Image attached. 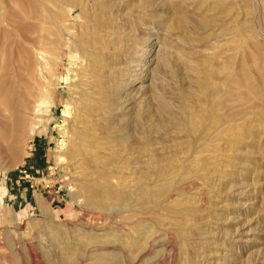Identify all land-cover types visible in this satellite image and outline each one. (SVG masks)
Returning a JSON list of instances; mask_svg holds the SVG:
<instances>
[{
  "label": "rangeland",
  "instance_id": "374dc122",
  "mask_svg": "<svg viewBox=\"0 0 264 264\" xmlns=\"http://www.w3.org/2000/svg\"><path fill=\"white\" fill-rule=\"evenodd\" d=\"M0 1L1 46L27 19V41L47 40L38 97L15 96L13 124L0 126V264H264V0H82L87 17L81 0ZM36 1L56 19L42 30ZM79 29L91 44L80 38L77 54L57 59L54 40ZM87 47L119 92L88 109L77 65ZM144 49L133 78L126 64ZM198 76L218 95L200 127ZM82 128L114 146L72 157ZM84 183L127 195L126 208L122 198L93 205ZM156 187V202L133 197Z\"/></svg>",
  "mask_w": 264,
  "mask_h": 264
},
{
  "label": "bare ground",
  "instance_id": "6f19581e",
  "mask_svg": "<svg viewBox=\"0 0 264 264\" xmlns=\"http://www.w3.org/2000/svg\"><path fill=\"white\" fill-rule=\"evenodd\" d=\"M54 1H56V0H54ZM78 1H80V0H78ZM51 2H52V0H51ZM75 3L77 4L76 1H75ZM82 3L84 4V1L82 2V0H81V2L78 3L79 4L78 6L79 7L80 6L82 7L83 12L85 10V13H81V14H83V15L85 14V16L86 15H89V12H87L88 14L86 13V11L88 9H85ZM24 4H25V2H24ZM27 4H29V2ZM2 5L0 3V7ZM60 5H62V4H60ZM69 6H70V4H69ZM27 7L29 8L28 5H27ZM76 7H77V5L72 6L71 8L68 7V8H70V10H68L69 12L67 11L68 14L67 15L63 14L65 16H67V17L62 18V20L63 19L67 20L66 18L69 19V14H71V12ZM30 8L32 9L31 5H30ZM47 8L45 7L44 4L38 3L37 1L35 2L34 6H33V9H35V10H32V11H35L34 13H36V11H37V15H38V13H39L38 16L41 15V17H40L41 20H37L39 18V17H37L36 22H35V24L33 26L34 28H39V29L41 28V30H42V27L44 26V24H47L48 25L49 20L52 19V18L54 19V17H53L54 15H51L53 13L50 12L51 13L50 14L49 13V8H48V10H47ZM0 12H1V9H0ZM52 12H54V11H52ZM54 14H56V13H54ZM61 15H62V12H61ZM59 18H60V16L57 17V21L59 20L60 23L55 21V23L57 24V26L59 24L60 25L62 24L61 23V20ZM27 20H25L24 22L22 21L23 24L21 23V26L15 27V25H14L15 30H13V31H11V30L7 31L9 35L12 36V33L14 35V39H12L13 41L11 42L12 44H10V45H12L10 47V49L9 48H6L5 46H1L0 45L1 46V49H0V126H1V130L2 129H5L7 131L9 128H11V126L13 124V123H11V121H12L11 118H9V116H7V114H12V112H14L16 110L15 109V106H14V103L12 102V99L15 96H19V102L27 106V103L28 102H31V101H34L38 97V96L36 97V95H38L40 93L39 92L40 91V84H39L40 81L37 80V71H39L38 75L40 77H43V73H42V70L41 69L44 68V63H46L45 60H47L44 57V53H45L46 46H47V40L45 38H43V39H40L39 41L30 40V39H29V41H27V32H28L27 31V24L29 23V22H27ZM54 20H56V19H54ZM13 21H14V19H13ZM69 21H70V19H69ZM15 22H17V21H14L13 24H15ZM17 23L20 24V22H17ZM30 23H32V20L30 21ZM65 24H66V22H65ZM86 25H88V24H86ZM67 26H68V24H66L65 28ZM72 26L74 27V25H72ZM83 26L85 27V24ZM83 26L80 27V28H83ZM46 27H48V26L45 25V29H46ZM51 27H53L52 24L48 28H51ZM73 27H72V29H73ZM90 27H91V25H90ZM59 28H60V26H59ZM45 29H44V31H45ZM67 29L69 30V28H67ZM84 29H86V31L87 30L89 31V25L87 27H85ZM62 30H64V29H62ZM62 30H61V32H63ZM79 30L81 31L82 29H79ZM83 30H82L81 33L79 31V33H74L72 35H71V33H69V35H71V36H69L68 38H65L66 36L65 37H62L61 36L62 38L60 37V39H58V40L55 39V37H54V31L52 30L53 31V33H52L53 34V37L52 38L55 39L53 43L56 44L55 45L56 47L54 48L53 53L55 54V56H56L57 59L58 58L59 59H63L65 57H69L70 58V56L72 54L74 55V53L77 50H79L80 48H82L81 45H80L81 47L79 46V44L81 43V41L79 43V40L78 39H80V38H81V40L84 39V41L82 42L84 44H87L89 42V38H90L89 37V34L88 35L83 34V33L86 32V31L84 32ZM37 31H35V33ZM69 32H70V30H69ZM58 34H59V32H58ZM62 35H64V34H62ZM67 36H68V33H67ZM48 37L49 36L47 35L46 38H48ZM28 38H29V35H28ZM27 42L29 43V48H27V45H28ZM89 44H91V43L89 42ZM89 44H87V46ZM52 47H54V46H52ZM84 47H86V46L84 45ZM91 49H92V47H90V49L88 47L84 49V51L82 52L83 54H81L82 57L81 56H80L81 58L79 57L80 58V61L77 64L79 66V69H78L79 71L78 72H80L79 73V77H80V83L79 84L80 85L78 84L79 87H80V92H79V100L78 101H79L80 104H83L86 109H88L87 106L90 103L96 101V100H94L95 99L94 98L95 95H102L103 94L104 96H106V98L108 99L107 101H109V102H113V100L115 99V97L117 95H119L118 94L119 92H117L118 91L117 90L118 89L117 84H116L117 87L114 86L113 88H111V87L109 88L108 86H106L107 83L106 82H103V78H104L103 70L100 67H98V62L95 61V58L97 59V56H99V55L97 53L95 54L94 51L91 50ZM81 51L82 50H80V52ZM147 51H148L147 49H144L143 51H140L139 53L137 51H136L137 53H135V52L133 53V55L130 58V63L129 64H126V68H125L126 73L132 72L133 74L131 76L133 78L138 75L137 72L139 70H141L139 67H142L141 62L144 59V53L146 54ZM51 52H49V54ZM53 53H52V55L54 56ZM76 54H77V52H76ZM28 57L31 58V62H32V64H30V67H29L30 68V72H32V74H30L29 78L27 76V58ZM23 61H25L26 63L25 62L23 63ZM70 61H71V59H70ZM28 62H29V60H28ZM22 63L25 65V68H24L23 71L20 70V72H19L18 71L20 69L19 66L23 65ZM48 63L49 62H47V64ZM157 63L159 64V62H155V65L152 68L153 69V75H154V77H152V78L159 77V75H160V72L161 71H160V68H159V66H158ZM4 65H7V67H8L7 68L8 69L7 72H5V69L2 68ZM75 65H76V63H75ZM239 71L240 70H237L235 72V70H233L232 72L235 73L236 75H239V74H237ZM140 75H139V77H140ZM93 76H95L94 80H93ZM240 76L241 75H239V77ZM68 79H70V78L67 77L66 80H68ZM131 81H133V82H131ZM134 82H135L134 80H131L130 79L131 85ZM130 83L128 81L125 82V83L120 82V85L122 84L123 86L126 87V86H129ZM193 84H195V86L197 87V90L200 92L199 97L200 96H203L202 97L203 102H204V99H205V102L203 103L204 104L203 109L200 110V111H198L197 113H195V116H194L196 126L199 125V127H200L202 125L201 124V119L202 118L205 119V117L208 114L207 111H206V109L208 110V109H211L212 108V106L215 103L216 96H218V95L216 93L213 94V97L214 98L209 95L208 89H209L210 86H212V83H211V81L209 79L205 78L204 76H198L196 79H194ZM88 85H90L92 87L88 88ZM85 87H87V89ZM42 90H44L43 87H42ZM124 91H125V89H124ZM35 92H36V94H35ZM205 97H207V98H205ZM126 101H127V99L125 101H123V104L126 103ZM135 121H136V119H135ZM136 123L137 122H135V125H136ZM137 126H138V124H137ZM135 128H138V127H135ZM126 138H127V136H125V137L123 136V139H126ZM98 139H92V140L86 139L85 136H84V128H82V130H79L78 132L75 133V139H74V141L72 142V145H71V156L74 157V158H78L79 155L81 153H83V152H85L87 154H90V153L95 154L97 149L103 148L104 146H107V145H110V146L113 145L114 146V144H115L114 139H107V138L106 139L105 138H101V139L98 138ZM79 141H80V144H79ZM100 151H101V149H100ZM99 160H101V158ZM164 188L165 187H159L156 190H151V191L149 190V191H146V193H142V194H138V192H136V194L133 193L134 194L133 197L134 196H136V198L137 197H140L141 201L148 199L147 201L151 200V201H155L156 202V199L161 194V192H162V190ZM81 189L84 190V192L89 193V201L93 205H95L97 207L102 208V207H104L105 203L107 204V201L110 200V202H111V201L115 200V198H119V199L122 198L123 200H121V201H123L122 204L124 205V206L122 205V207H124V209L126 208V205H127L126 204L127 203L126 201L128 199L127 198V195H125V194H119V193L116 194V193L113 192L114 189H112L111 187H107V188H105V190L103 192H99L96 189H94L92 186L84 183L83 186L81 187ZM147 201H145V202H147ZM183 235H185V233ZM97 256H101V255L98 254Z\"/></svg>",
  "mask_w": 264,
  "mask_h": 264
}]
</instances>
